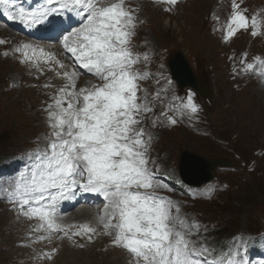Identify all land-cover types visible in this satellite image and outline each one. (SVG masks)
<instances>
[{
    "label": "snow or ice",
    "instance_id": "obj_1",
    "mask_svg": "<svg viewBox=\"0 0 264 264\" xmlns=\"http://www.w3.org/2000/svg\"><path fill=\"white\" fill-rule=\"evenodd\" d=\"M157 2L168 5L165 11H171L178 0ZM48 3L53 4V0ZM55 3L58 7L33 13L30 23L46 22L58 34L54 38L62 43L65 54H71L74 62L100 83L76 90L78 73L63 74L68 83L45 109L50 129L46 147L31 153L14 179L0 185L8 202L27 218L42 222L37 230L42 228L50 235L40 239L62 233L61 238L70 242L74 237H86L91 243L96 227L83 224L70 232L57 221L59 206L77 190L94 193L104 200L98 215L101 234L111 237L114 247L131 254V264H250L245 259V237L237 238L234 252L217 256L210 247L191 239L199 234L200 225L182 216L179 205L157 194L160 185L148 159L152 137L137 127L142 123L141 114L152 109L147 96H138L139 81L147 77L135 68L140 59L131 44L137 27L134 10L125 0ZM12 5L13 0H0L4 14L16 19L10 11ZM60 13H68L70 21L71 13L80 16L79 26L73 28L70 23L66 27L60 20L48 19ZM250 25L251 34L256 36L257 18H249L235 4L226 38L248 30ZM23 48L35 51L33 45L25 44ZM43 52L40 49L41 55ZM183 107L192 114L198 112L191 95ZM169 122L175 124L176 120Z\"/></svg>",
    "mask_w": 264,
    "mask_h": 264
},
{
    "label": "rangeland",
    "instance_id": "obj_2",
    "mask_svg": "<svg viewBox=\"0 0 264 264\" xmlns=\"http://www.w3.org/2000/svg\"><path fill=\"white\" fill-rule=\"evenodd\" d=\"M263 3L264 0H178L171 11H165L169 6L154 0L152 6L142 5L141 16L144 23L141 25L138 21L139 27L135 31V42L143 41L140 46L155 50L157 55L161 56L159 62L166 68L172 56L180 52L200 84L212 92L211 98L206 102L203 97L198 96V99L205 104L210 129L206 123L203 129L207 131L208 136L190 133L187 137L183 131H179L180 129L162 131L164 133L161 132L160 136L164 146L159 149L156 147L160 162L166 165L167 155L173 158L172 163L176 168L177 159L182 152L187 151L202 156L208 161L226 158L235 161V165H238L236 160L254 163L255 169L251 173L246 169L237 173H229L225 170L214 172L212 182L216 180L242 182V186L230 191L224 204L219 205L213 202L214 199L210 202L196 203L195 209L203 214L204 221H212V216L217 219L224 215L226 217L224 226L229 225V228L232 224L239 223L238 226H244L242 229H246L247 224H261L264 221V154L260 152L257 155L255 152L259 149L264 150V147L259 146L261 143L264 144L262 141L264 140V98L260 96L256 98L263 103L261 107L258 102L252 100L251 96L257 92L263 93L264 90L259 88L251 92L250 83L244 90L235 91L233 85L237 82L229 81L227 75L225 77V72L228 70L226 61L230 57H232L231 63H236L237 66H242L245 60L258 65L261 57H264ZM235 4H239L240 10L249 18L253 16L257 18L256 31H259L256 36L250 34L252 32L250 25L248 30H239L233 37L226 38L228 21L234 12ZM185 14L192 20H187L186 17L181 19ZM221 37L228 43H221ZM17 73V66L13 62L0 59V156L7 158L14 155V149L20 148L25 138H31L32 134L37 132V129L33 132L37 125L36 119L32 116L25 117L23 113L21 116L19 113L21 110L29 109L28 103L35 98L33 93L25 89L6 92L7 83L15 78ZM35 93L37 97L38 93ZM223 101L228 102L231 108L226 106L219 108ZM220 119L225 120L227 124L222 123ZM174 143L176 145L172 147ZM195 178L202 181L198 174ZM227 189L228 187L225 188ZM210 213L213 215L211 216ZM228 218L230 219L227 220ZM262 229L263 227L259 231ZM34 231L35 229L31 232ZM102 232L101 227L97 234L93 235L91 243L88 240L82 242L83 247H77L74 238L71 242L66 237L61 238L62 233H53L51 239H42L46 248L56 254L50 264H80L82 261L88 264L91 262V257L87 254L89 250L94 256L98 255L95 259L98 264H114L113 260L109 262L113 252V256L116 254L119 256L120 253L124 255L122 262L118 264H131L133 260L131 254L122 248L114 247L111 237L102 235ZM17 235V229L12 224L11 218L4 213L0 214V264H6L13 256L20 254L21 251L16 248L15 240L13 241ZM49 235L50 233L45 231L43 237ZM97 236L98 238L94 239ZM33 239L39 240L40 234L34 235ZM67 242L79 248H72L78 253L65 249ZM85 246H89L88 249ZM62 247L64 251L59 250ZM104 250L112 252L105 259L100 254ZM74 259L78 261L75 263Z\"/></svg>",
    "mask_w": 264,
    "mask_h": 264
},
{
    "label": "bare ground",
    "instance_id": "obj_3",
    "mask_svg": "<svg viewBox=\"0 0 264 264\" xmlns=\"http://www.w3.org/2000/svg\"><path fill=\"white\" fill-rule=\"evenodd\" d=\"M264 4V3H263ZM186 17V14L181 18V19H184ZM187 18V20H192V18L191 17H186ZM166 28H167V26H166ZM258 28H259V26H258ZM259 31V30H258ZM257 31V32H258ZM251 34V33H250ZM248 35V34H247ZM264 35V34H263ZM248 37V36H247ZM254 37V36H253ZM253 40V39H252ZM252 44V43H251ZM250 45V44H249ZM76 215H82V217H86V218H88V217H92V214L91 213H89V210H87V209H82V210H79V211H77L76 212ZM100 233V232H99ZM95 237V236H94ZM36 238V237H35ZM98 238V236L96 237V238H94V239H97ZM104 238V237H103ZM99 240V239H98ZM101 240H102V237H101ZM105 240V239H104ZM103 240V241H104ZM102 241V242H103ZM78 244H83L81 241H78ZM86 244V243H85ZM87 245V244H86ZM89 245H91V244H89ZM92 245H93V243H92ZM61 246V245H60ZM95 246V245H94ZM98 246H101V245H98ZM110 246V245H109ZM71 247V248H70ZM88 247L89 246H85V248H87L88 249ZM65 249L66 248H68V249H70V250H74V251H76L75 249H79V248H76V247H74L73 245H70V243L69 242H67V244H66V247H64ZM63 247L61 248V249H59V250H62V251H64L63 249H64ZM72 248H75V249H72ZM95 248H97V247H95ZM89 249H91V247L89 248ZM109 249V248H108ZM113 249V248H112ZM82 250V249H81ZM84 250V249H83ZM110 250H111V248H110ZM116 250V249H115ZM122 250V249H121ZM67 251H69V250H67ZM88 251V250H87ZM89 251H91V250H89ZM89 251H88V253L87 254H89V257H91V262L90 263H88V264H98L97 263V261L95 260L96 258H97V256H94L93 254H91V253H89ZM95 251V250H94ZM101 251V250H100ZM114 251V250H113ZM79 252H80V250H79ZM85 253H86V251H84ZM117 252V251H116ZM76 253H78V251H76ZM81 253V252H80ZM79 253V254H80ZM93 253V252H92ZM112 252H108V250H104V251H102V253H100L101 254V256L103 257V259H105V258H107V257H109L110 256V254H111ZM62 254V253H61ZM78 254V255H79ZM112 254H114V252L112 253ZM111 254V257H110V261L109 262H111L112 260H113V262H114V264H118V263H120V262H122V258L124 257V255H122L121 253L120 254H118L119 256H117V254H116V256L114 255H112ZM58 255V254H57ZM77 255V256H78ZM62 256V255H61ZM73 256V255H72ZM66 257V256H65ZM68 257V256H67ZM81 258V257H80ZM87 258V257H86ZM101 258V257H100ZM55 259V258H54ZM57 259H58V257H57ZM62 261H64L63 259H61ZM75 260V263L78 261V260H76V259H74ZM90 260V259H89ZM100 260V259H99ZM109 260V259H108ZM70 261V260H69ZM104 261V260H103ZM88 262V261H87ZM102 262V261H101ZM100 263V262H99ZM80 264H85V263H83V261L80 263ZM101 264V263H100Z\"/></svg>",
    "mask_w": 264,
    "mask_h": 264
},
{
    "label": "water",
    "instance_id": "obj_4",
    "mask_svg": "<svg viewBox=\"0 0 264 264\" xmlns=\"http://www.w3.org/2000/svg\"><path fill=\"white\" fill-rule=\"evenodd\" d=\"M181 64V62H180V58H179V56H175V58H174V60H173V64ZM182 86H184V85H190V86H192V87H195V85L193 84V83H191V82H189V81H187V82H184V83H182L181 84ZM205 170H206V173H208L209 172V169L208 168H205ZM187 180H188V178L187 177H185ZM206 178H207V176H206ZM205 178V179H206Z\"/></svg>",
    "mask_w": 264,
    "mask_h": 264
}]
</instances>
